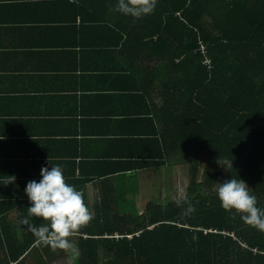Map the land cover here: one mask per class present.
<instances>
[{"label":"crops","instance_id":"0c3cea01","mask_svg":"<svg viewBox=\"0 0 264 264\" xmlns=\"http://www.w3.org/2000/svg\"><path fill=\"white\" fill-rule=\"evenodd\" d=\"M115 2L0 0V231H25L24 189L52 164L83 191L93 215L71 238L78 257L37 242L11 264L79 263L103 200L107 210L120 199L142 213L163 202L181 167L142 153L162 130L163 49L150 52L149 37L112 10ZM133 181L137 192L125 187Z\"/></svg>","mask_w":264,"mask_h":264},{"label":"trees","instance_id":"16d2710c","mask_svg":"<svg viewBox=\"0 0 264 264\" xmlns=\"http://www.w3.org/2000/svg\"><path fill=\"white\" fill-rule=\"evenodd\" d=\"M134 21L150 52L163 49L162 130L143 141L142 153L180 163L196 211L184 217L174 199L150 201L142 213L116 199L107 210L103 200L77 264H264V233L216 196L217 183L240 178L264 207V0H158L152 15ZM220 158L232 161L229 172ZM36 243L26 230L0 231V264Z\"/></svg>","mask_w":264,"mask_h":264},{"label":"clouds","instance_id":"9594fccd","mask_svg":"<svg viewBox=\"0 0 264 264\" xmlns=\"http://www.w3.org/2000/svg\"><path fill=\"white\" fill-rule=\"evenodd\" d=\"M158 0H116L112 10L134 20H141L152 15ZM217 164L228 171L233 168L232 161L217 160ZM229 172V171H228ZM41 179L27 183L24 193L29 201L27 214L18 220L21 230H26L40 244L50 247L52 251H64L70 259L79 256V248L72 241L77 232L92 219V211L86 205L84 193L76 186L67 183L64 170L60 165L42 167ZM15 180V177H12ZM217 199L227 212L238 215L248 226L264 233V207L258 206V200L252 189L242 179L231 178L217 183ZM182 215L190 217L195 213L191 200L181 192L174 198ZM186 205V206H185ZM38 219L39 223L33 220ZM198 237L193 236L192 240Z\"/></svg>","mask_w":264,"mask_h":264},{"label":"rangeland","instance_id":"374dc122","mask_svg":"<svg viewBox=\"0 0 264 264\" xmlns=\"http://www.w3.org/2000/svg\"><path fill=\"white\" fill-rule=\"evenodd\" d=\"M201 161H202L201 163L203 164L205 162V158L202 157ZM203 168H204V164L200 168L199 181H202L205 179V177L203 176ZM178 169L179 170L176 171L172 175L171 183L166 184V187L169 189V191H167L168 196L163 200V202L159 201V203L167 204L170 201H172V199L177 197L181 192H183V194L186 196L187 189L189 187V182H190L189 175H188V172L185 169H183L182 167H178ZM125 187H127L131 190L132 189L136 190L137 188L139 189L138 183L136 181H133L131 184H126ZM137 190H136V192H137ZM144 200H147V199H144Z\"/></svg>","mask_w":264,"mask_h":264},{"label":"built area","instance_id":"2783aa9c","mask_svg":"<svg viewBox=\"0 0 264 264\" xmlns=\"http://www.w3.org/2000/svg\"><path fill=\"white\" fill-rule=\"evenodd\" d=\"M200 44H201V47H200L201 51H202L204 54H206L207 51H208V47H207V45L204 44V43H202V42H201ZM207 64H208V65H211V61L208 60V61H207Z\"/></svg>","mask_w":264,"mask_h":264}]
</instances>
